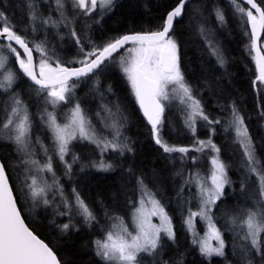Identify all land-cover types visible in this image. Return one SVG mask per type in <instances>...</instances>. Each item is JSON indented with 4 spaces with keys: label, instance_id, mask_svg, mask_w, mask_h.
Listing matches in <instances>:
<instances>
[{
    "label": "snow or ice",
    "instance_id": "obj_1",
    "mask_svg": "<svg viewBox=\"0 0 264 264\" xmlns=\"http://www.w3.org/2000/svg\"><path fill=\"white\" fill-rule=\"evenodd\" d=\"M187 2L178 0L155 30L114 36L103 45L93 44L83 29L77 31L75 25L81 16L85 18L88 27L89 21L98 22L96 17L102 18L111 11L114 0H29L27 6L31 33L33 37L38 31L45 33L39 43L34 38H28V28L23 29L24 34H21V30L11 23L6 13L0 11V97H3L0 99V140L15 145L20 156L19 165H23L24 173L18 191L30 197L32 207L54 206L57 215L69 216L70 222L60 225L63 232L74 226L71 224L74 217H82L88 225L97 222V217L75 188L71 196L65 193L53 166L54 157H58L65 175H69L73 164L80 163L81 159L72 152L70 145L73 142H87L99 151V159L82 165L81 171L84 167L110 171L114 165L104 158L105 153L111 151L123 155L125 150L132 151L125 142L126 138L122 139L123 117L115 119L116 114L112 109L101 105V111L113 118L109 121L101 118L99 111L96 112L101 124L97 128L76 97V88L82 79L97 76L102 66L106 68L111 63H117L139 108L151 125L155 144L169 155L179 153L177 158L181 162L191 160L193 165L197 164L198 157L190 156L189 153L199 152L207 157V175H202L199 169L189 172L186 177L183 171L177 172L183 181L177 195L181 196L186 186L189 189L193 186L196 188V192L185 201L188 205L196 201V210L187 207L185 219L192 233V244L198 246L200 254L206 258L225 256L224 234L217 227L213 209L218 208V201H223L225 187L231 186L232 181L228 177V165L220 158V147L211 137L202 140L196 136L199 121H203L204 126L210 127L213 133L216 129L212 126L222 121L220 118H210L201 101L193 94L191 85L181 71L180 47L172 35L174 21L182 16ZM229 2L239 17L244 35L250 39L246 47L250 54L255 52L253 60L258 74L253 83L258 81L264 84V50L261 48L264 0ZM41 5H48V15L40 10ZM214 12L221 25L226 23L220 8L217 7ZM49 29H55L62 40L64 36L61 35V29L67 30L66 35L77 47V58L62 61L54 48L49 46ZM198 33L208 44L210 54L223 66L224 56L213 42L210 30L201 23ZM89 44L92 45L90 48ZM121 49L124 54L120 53ZM34 53L39 54L38 63L34 62ZM13 63L18 65V70L11 67ZM18 71L32 82L31 92L43 100L37 114L43 126L51 133V149L39 136L34 138V114L29 111L28 102L14 88L19 79ZM174 101L183 106V124L193 137L188 146L169 144L162 136L165 109ZM261 116H264V112H261ZM229 130L235 133L233 142L242 150L241 167L245 179L240 183V191L245 195V200L251 203L225 209L222 218L225 227L235 233L234 255L238 256L239 264H254L255 256H259L260 264H264V162L256 153L245 117L240 114L235 103L231 105L230 116L224 127L225 132ZM38 152L43 154V161L36 158ZM70 154L69 162L65 157ZM6 167V163L0 161V264H61L53 249L25 223L22 209L18 206V197L14 194V186L9 183ZM252 177L256 178V188L249 196L247 181ZM137 184L141 196L138 205L133 202L131 227L124 217L106 213L110 223L102 230V235L92 241L95 255L101 264H143L145 256L156 257L160 254L162 234L173 242L176 240L171 217L164 205L144 184L142 177H137ZM152 217H157L159 223H153ZM197 217L206 225L203 237L195 229ZM212 240L216 242L215 245L210 243ZM157 264L168 262L158 261ZM176 264L182 262L177 261Z\"/></svg>",
    "mask_w": 264,
    "mask_h": 264
},
{
    "label": "trees",
    "instance_id": "obj_2",
    "mask_svg": "<svg viewBox=\"0 0 264 264\" xmlns=\"http://www.w3.org/2000/svg\"><path fill=\"white\" fill-rule=\"evenodd\" d=\"M177 2L178 0H114L111 11L105 13L102 18L96 17L98 22L89 21L90 27H88L85 25V18L81 16L75 27L77 31L83 29L84 34L93 44L103 45L114 36L155 30ZM28 3L29 0H0V11L6 13L11 23L21 30V34H24L23 29L28 28V38H34L39 43L44 39L45 33L38 31L33 37L29 24ZM217 7L223 11L226 21L223 25L217 21L214 12ZM53 15L55 16V12ZM201 23L210 30L213 42L221 50L225 59L223 66L219 65L216 57L210 54L208 44L199 35L198 28ZM248 31L250 32L249 27ZM66 32V29H61L63 42L58 41L60 36L56 34L55 29H49L47 32L49 46L54 48L64 62L73 60L78 55L77 47ZM172 35L180 47L181 71L185 80L191 85L193 94L201 101L210 118H220L222 121L221 124L212 126L216 129L215 133L210 127L204 126L203 121H199L196 126V136L202 140L211 137L220 147V158L228 165V177L232 181L231 186L225 187L226 195L223 201H218V208L213 209L217 227H220L224 234L225 256L206 258L200 254L199 247L192 244V233L188 230L185 219L187 207L191 206L196 210V201H191L190 205L185 204V201L196 192V188L193 186L189 189L186 186L181 196L177 195L183 183L177 172L183 171L186 177L189 172L199 169L202 175H207L209 167L207 157L199 152L189 153L190 156L198 157L197 164L193 165L191 160L181 162L177 158L179 153L171 155L164 153L155 144L151 127L144 118L118 64L111 63L106 68L102 66L97 76L82 79L76 88V97L97 128H100L101 124L95 115L96 112H100L101 118L109 121L112 119L110 114L101 111V105L111 108L116 114L115 119L120 120L123 117L122 139L126 138L125 142L132 151L125 150L123 155L111 151L105 153L104 158L114 165L110 171H98L91 167H84L81 171L82 165L88 164L90 160L99 159V151L87 142H77L70 147L81 159L80 163L73 164L69 175H65V169L58 157H54L53 164L65 193H72V189L75 188L95 213L97 222L88 225L84 223L82 217H79L77 224L73 221L74 226L63 232L60 225L70 222L68 216L57 215L56 210L33 213L28 201L30 197H25L18 191L24 178L23 165H19L20 156L14 144L0 140V160L7 165L6 172L10 183L14 186V194L18 197L22 216L30 229L53 249L61 264H101L100 259L95 255L92 241L100 237L102 230L108 227L110 221L106 213L124 217L131 227L133 202L138 205L141 196L137 177L143 178L144 184L164 205L176 234L175 242L162 236L160 254L156 257L145 256L143 264H157L158 261H167L168 264H176L177 261L182 264H239L238 256L234 255L235 233L225 227V220L222 217L225 209H232L237 204L244 206L251 201H246L245 195L240 191V183L245 179L244 169L241 167L242 150L233 142L235 133L231 130L225 132L224 127L230 116L231 105L235 103L240 114L245 117V124L253 139L256 153L264 162V116H261V112H264V84L258 81L253 83L258 74L253 60L255 53L250 54L249 48L246 47L250 39L244 35L239 17L229 0L191 1L186 5L182 17L176 18ZM91 46L88 45L89 48ZM261 48L264 50V35ZM120 53L124 54V50ZM34 54L38 63L39 54ZM11 67L18 70V65L14 63ZM17 74L19 79L14 85L15 90L24 94L23 99L28 96L30 106L36 107L35 112L38 113V108L43 104L42 98L31 92L32 82L22 72L18 71ZM182 108L178 101H174L165 109L162 136L169 144L188 146L193 137L184 127ZM33 118L36 117L33 115ZM36 123L37 120L34 121V126ZM38 128L42 129V136L50 142L51 149L53 143L51 133L42 123L35 126L34 130ZM35 136L40 137L34 135V138ZM47 141L45 142L48 144ZM65 159L70 162L71 154ZM129 169L132 171L130 172ZM255 188L256 178L252 177L247 181V194L251 196ZM204 226L197 217L196 231L202 232ZM236 251L239 252V249L237 248ZM254 264H260L259 256H255Z\"/></svg>",
    "mask_w": 264,
    "mask_h": 264
},
{
    "label": "rangeland",
    "instance_id": "obj_3",
    "mask_svg": "<svg viewBox=\"0 0 264 264\" xmlns=\"http://www.w3.org/2000/svg\"><path fill=\"white\" fill-rule=\"evenodd\" d=\"M50 2H51V0H50ZM53 7H54V5H53ZM41 11H43L44 12V14L45 15H48V5H42V7H41ZM53 14V13H52ZM22 16H23V13H22ZM58 41H60V42H63L64 41V39L62 40V39H59ZM37 62V61H36ZM21 93V92H20ZM24 94L23 93H21V96H23ZM28 96H26V98H25V100L28 102ZM30 103V101L28 102V104ZM36 107H31L30 106V104H29V111L31 112V113H33L34 114V116L36 117V118H33V120L35 121V120H37V123H36V125L35 126H37V125H40L41 124V121H40V117H39V115L37 114V112H35L36 111ZM113 118V117H112ZM112 120V119H111ZM34 126V127H35ZM34 135H40V138L43 140V142L46 144V145H48L49 146V148H50V142H48L47 141V139H46V137L45 136H42L43 135V132H42V129L41 128H38V129H36V130H34ZM44 135H45V132H44ZM47 141L48 142V144L45 142V141ZM74 143H77V142H73V144ZM37 151H38V147H37ZM40 156H41V158H40ZM37 159H41V161H43V159H44V157H43V154L42 153H39L38 152V155H37V157H36ZM54 169H55V167H54ZM56 170V169H55ZM45 175H49V174H45ZM250 191H252V190H250ZM66 194H68L69 196H71V193L70 192H68V193H66ZM58 198V197H57ZM29 201V203H30V205H31V207H32V202H31V199H29L28 200ZM48 210L50 211H52V212H54V210H56V208L54 207V206H49V207H47V208H45L44 206H40V207H38V208H33L32 207V211H33V213H35V212H39V211H43V212H48ZM69 217V216H68ZM73 220H72V223H73V221H75V223L77 224L78 223V220H79V217H75V220H74V218H72ZM152 221H153V223H159V220H158V218L157 217H152ZM202 221V220H201ZM202 223H204V225H205V222L204 221H202ZM73 225H74V223H73ZM172 227H173V225H172ZM205 232H206V225L204 226V230L202 231V232H200L199 234H200V236L201 237H203L204 235H205ZM162 236H163V234H162ZM210 243H212L213 245H215V241L214 240H212V241H210ZM259 260V259H258Z\"/></svg>",
    "mask_w": 264,
    "mask_h": 264
},
{
    "label": "water",
    "instance_id": "obj_4",
    "mask_svg": "<svg viewBox=\"0 0 264 264\" xmlns=\"http://www.w3.org/2000/svg\"><path fill=\"white\" fill-rule=\"evenodd\" d=\"M191 1H193V0H188V2L186 3V5L187 4H189ZM186 5H185V7H186ZM185 9V8H184ZM183 15V14H182ZM182 17V16H181ZM181 17H177V18H181ZM176 20V19H175ZM174 23H175V21H174ZM249 28H250V26H249ZM263 35L264 34H262V36H261V40H262V37H263ZM121 50H123V49H121ZM120 50V51H121ZM22 51V50H21ZM255 53V52H254ZM34 62H36V57H35V54H34ZM37 63V62H36ZM78 67V66H77ZM142 111V110H141ZM142 114H143V112H142ZM144 116V115H143ZM145 119H146V121H147V118L146 117H144ZM147 123H148V121H147ZM148 125L151 127V125L148 123ZM1 161V160H0ZM9 183H10V180H9ZM11 184V183H10ZM25 223H26V221H25ZM27 224V223H26ZM42 239V238H41ZM45 242V241H44ZM46 243V242H45ZM50 247V246H49ZM57 255V254H56ZM57 258H58V256H57ZM59 259V258H58Z\"/></svg>",
    "mask_w": 264,
    "mask_h": 264
}]
</instances>
